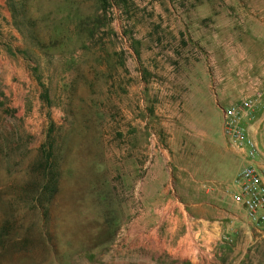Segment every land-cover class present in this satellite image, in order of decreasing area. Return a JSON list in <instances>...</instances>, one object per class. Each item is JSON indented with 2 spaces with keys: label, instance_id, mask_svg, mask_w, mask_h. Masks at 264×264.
Returning a JSON list of instances; mask_svg holds the SVG:
<instances>
[{
  "label": "rangeland",
  "instance_id": "rangeland-1",
  "mask_svg": "<svg viewBox=\"0 0 264 264\" xmlns=\"http://www.w3.org/2000/svg\"><path fill=\"white\" fill-rule=\"evenodd\" d=\"M23 1L0 3V264H264V227L185 205L224 107L251 99L264 160V0Z\"/></svg>",
  "mask_w": 264,
  "mask_h": 264
},
{
  "label": "built area",
  "instance_id": "built-area-1",
  "mask_svg": "<svg viewBox=\"0 0 264 264\" xmlns=\"http://www.w3.org/2000/svg\"><path fill=\"white\" fill-rule=\"evenodd\" d=\"M250 106L251 99H246L222 109V132L245 160L235 175L229 196L250 223L264 227V160L243 124Z\"/></svg>",
  "mask_w": 264,
  "mask_h": 264
},
{
  "label": "crops",
  "instance_id": "crops-1",
  "mask_svg": "<svg viewBox=\"0 0 264 264\" xmlns=\"http://www.w3.org/2000/svg\"><path fill=\"white\" fill-rule=\"evenodd\" d=\"M1 3V0H0ZM205 135L202 136V139L205 140ZM217 140L220 142L217 144L216 149H213L209 151L210 157L215 158L216 164H210V168L203 171L205 176L201 177L200 179H192V183L196 184V188L201 189L204 192V197H202L201 200H198L196 202H188L185 204L189 210H192L189 213V217L191 219H196V222H201L199 225L200 227H203L202 230H207V227L209 225V221H207L205 211V208H208L209 206H216L218 210H220V219L229 218L231 226H236L237 230H243L246 229L249 231L250 227L252 231H255L258 229V226L253 225L249 222V220L246 218L245 213L243 210L240 209V207L233 203L231 201V198L226 194L221 193L219 199L211 200V197L214 196L215 190L218 189V185L223 187V185L229 186L232 184L235 175L239 168L244 164L245 160L242 158V156L237 152L236 148L232 145H230L227 142V139L225 135L222 132V128L219 130L216 136ZM202 155H204V149L201 150ZM207 152V151H206ZM194 162V160H193ZM195 164V162H194ZM217 196V195H216ZM210 198V199H209ZM217 198V197H216ZM201 211L198 212L201 215H198L197 218L193 216V211L196 208H200ZM173 213V210H172ZM195 223V221H190L188 224ZM188 228V227H187ZM211 231H214L212 236H217L219 232L222 229V226L219 222V224H212V228H210ZM186 234V233H185ZM211 237V238H213ZM210 238V237H209ZM181 238H179V241H175L174 248L178 249V247H182L184 245H187L185 250V253H189V245L188 241H180ZM189 255V254H188Z\"/></svg>",
  "mask_w": 264,
  "mask_h": 264
},
{
  "label": "trees",
  "instance_id": "trees-1",
  "mask_svg": "<svg viewBox=\"0 0 264 264\" xmlns=\"http://www.w3.org/2000/svg\"><path fill=\"white\" fill-rule=\"evenodd\" d=\"M18 1L19 0H8V3L11 5L12 12L15 16H18ZM25 0L23 1V5L25 4ZM20 12V11H19ZM34 163L35 168L39 172V176L35 177V196L34 200H38V203L41 204L40 197L50 195L51 192L54 193L56 191V179H55V167L52 161L50 160L49 151L47 147L42 145L38 147L35 152ZM31 167V166H30ZM39 197V198H38ZM38 198V199H37Z\"/></svg>",
  "mask_w": 264,
  "mask_h": 264
}]
</instances>
